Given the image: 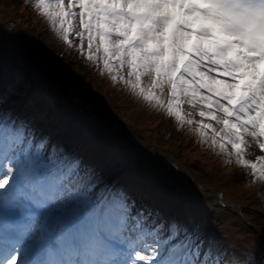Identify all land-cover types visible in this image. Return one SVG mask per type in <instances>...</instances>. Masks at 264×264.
I'll use <instances>...</instances> for the list:
<instances>
[{
    "label": "snow or ice",
    "instance_id": "1",
    "mask_svg": "<svg viewBox=\"0 0 264 264\" xmlns=\"http://www.w3.org/2000/svg\"><path fill=\"white\" fill-rule=\"evenodd\" d=\"M34 6L114 82L179 125H194L202 142L264 180V155L245 153L248 138L264 150V0H35ZM33 136L31 121L18 113L0 120V264H210L218 242L199 224L138 204L130 186L110 182L77 152L58 154L53 146L45 155L47 138L34 144ZM14 210L26 219L10 222ZM148 238L154 243L145 244Z\"/></svg>",
    "mask_w": 264,
    "mask_h": 264
},
{
    "label": "rangeland",
    "instance_id": "2",
    "mask_svg": "<svg viewBox=\"0 0 264 264\" xmlns=\"http://www.w3.org/2000/svg\"><path fill=\"white\" fill-rule=\"evenodd\" d=\"M34 5L35 0H0V19L3 20L0 40L14 34L26 45L23 51L40 50L44 64L41 65L39 57L27 63L31 68L39 67L52 81L45 83L48 92L42 99L44 103L40 99L44 105L38 113L41 121L31 125L33 143L46 137L45 155L53 146L58 154H62V149L77 152L102 169L110 182L130 186L138 204L150 205L147 200L152 201L153 193L163 216L199 224L205 236H212L218 242L210 264H256L264 256V180L253 178L250 169L238 165L234 157L221 153L218 146L212 147L210 141L202 142L194 125H179L174 117L134 95L122 82H114L107 72H101L97 62L89 61L80 53L76 47L78 40L71 46L66 44ZM12 49L13 53L15 49ZM3 54L6 55L4 51ZM68 79L69 82L74 80L77 86L69 89L73 104L66 102L67 98L58 88H63L61 81ZM76 92L82 97L74 105ZM25 95L23 92L0 93V120L13 113L15 106L26 100ZM54 102L58 104L53 109L49 104ZM12 103L17 104L12 107ZM24 106L19 112L23 117V113L29 111L27 105ZM90 106L93 110L88 109ZM184 107L188 109L187 105ZM98 108L113 122L110 131L103 119L93 112ZM194 119L198 120L199 116ZM135 135L142 140L136 141ZM248 140L247 159L264 155L258 142ZM162 162L169 166V174ZM162 176L168 178L169 183L174 180V184L163 182ZM184 209L189 216L182 214ZM45 214L44 211L39 214L41 221ZM8 219L22 222L26 217L14 210ZM3 221L4 214L0 211V224ZM33 228L38 229V224ZM4 231L3 223L0 237ZM153 243L152 238L145 240V244Z\"/></svg>",
    "mask_w": 264,
    "mask_h": 264
},
{
    "label": "trees",
    "instance_id": "3",
    "mask_svg": "<svg viewBox=\"0 0 264 264\" xmlns=\"http://www.w3.org/2000/svg\"><path fill=\"white\" fill-rule=\"evenodd\" d=\"M2 21L3 20L0 19V30H1V26H2L1 25ZM3 34H4V32H3ZM6 36L7 35H5V38H6ZM24 47H26V45L24 46V44L19 42V40L16 38V36H14V34H10L7 36L6 39H4V37H3V40H0V93H2V95L6 94L7 92H12V93L13 92H23V93H25L27 95L26 100H29V101L26 102V100H25L20 105L18 103V105L15 106L13 113L19 114L20 111L22 112V110H23L22 108L25 107L24 104L27 105V107L29 108V111L27 113H23V114L25 115V117L28 120L31 121V125H32L36 121H41L39 116H38V113L44 107V105H43L44 100H42V99L45 98V95L48 92L46 90L45 83H50L52 81H50L48 78L45 77L44 72L41 69H39V67L31 68L30 64L27 63V61H30L32 58L35 59L36 57H39V58H41V62H40L41 65L44 64V57H42L43 54L40 53V50L33 48L32 51H29V50L23 51L22 49ZM10 48L15 49L14 51L12 49L13 53L11 52ZM3 51H4V53H6V55L3 54ZM21 51H23V52H21ZM25 57L27 60L25 59ZM66 83H68V84H66ZM61 84H64L63 88H62V86L58 87V88L63 93V96L65 98H67V99L69 98V100L66 99V102L68 103V101H69L70 104H73V102L71 103L72 92H70L69 89H71V87H77L74 80H71L70 82H69V79L68 80H62ZM39 93H41V94H39ZM38 94L40 97L37 96ZM76 94H77V97L74 98V105H76V100L77 99L79 100V98L82 97L80 92H78V93L76 92ZM40 99L43 103L40 102ZM16 104L17 103H14V104L12 103V107ZM56 104H58V103H55V102L53 104L50 103L49 107L53 108ZM88 109L93 110L91 108V106ZM101 111L102 112H100V108H98V110H95L93 112L97 113L96 115L98 117H100L101 119H103L104 123H106L105 126L110 131L111 125H113L112 124L113 122L108 119V117L104 113L105 111H103V110H101ZM11 116H12V113H9V116H7V117H11ZM44 116H41V117L43 119H46ZM1 120H3V118H1ZM108 123H111V124H109L107 126ZM121 127H123V126H121ZM121 127L119 129H121ZM123 137L126 138V135H123ZM133 138L139 142H140V140H142V138H140L139 136H136V135L133 136ZM152 148L154 150H156L155 146H152ZM160 149H162V147ZM156 151H158V150H156ZM163 153H165V152H163ZM163 153H161V154L165 155ZM168 157H170V156H168ZM171 157H173V156H171ZM173 161H175V160H173ZM164 162H162V163L166 169L167 174H169L170 168ZM222 175H224V174H222ZM174 176H176V175H174ZM162 177H164V178H162L163 182H167L169 185L174 184V180H170V183H169L168 178H166L165 176H162ZM175 179L177 180V177H175ZM180 181H182V180H180ZM189 186L191 187V185H189ZM147 202L154 209H158L156 206L157 201H155V199L153 198V193H152V201L147 200ZM209 202H210V200H209ZM227 203H229V205H232L231 202H229V201H227ZM220 208H222V207H220ZM158 210L160 211V209H158ZM184 210L185 211L182 214H186L189 216L190 214L187 213V209H184ZM40 220H41V218H40ZM0 225L3 226V223H1ZM2 234H3V232H1L0 235H2ZM181 235H183V234L181 233ZM180 238H182V237H180ZM192 254H195V253L193 252Z\"/></svg>",
    "mask_w": 264,
    "mask_h": 264
}]
</instances>
